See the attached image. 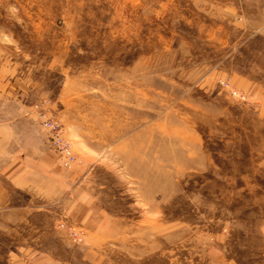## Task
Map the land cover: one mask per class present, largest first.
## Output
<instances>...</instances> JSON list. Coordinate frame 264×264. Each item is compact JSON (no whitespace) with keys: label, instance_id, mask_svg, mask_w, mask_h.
<instances>
[{"label":"rangeland","instance_id":"374dc122","mask_svg":"<svg viewBox=\"0 0 264 264\" xmlns=\"http://www.w3.org/2000/svg\"><path fill=\"white\" fill-rule=\"evenodd\" d=\"M0 122L53 161L0 264H264V0H0Z\"/></svg>","mask_w":264,"mask_h":264},{"label":"crops","instance_id":"0c3cea01","mask_svg":"<svg viewBox=\"0 0 264 264\" xmlns=\"http://www.w3.org/2000/svg\"><path fill=\"white\" fill-rule=\"evenodd\" d=\"M21 124L0 122V215L24 217L16 220V224L0 223V238L7 240L9 246L26 248L29 247L27 243L29 236L24 230L27 224L24 226L22 223H28L26 217L32 215L37 209L5 207L4 205L10 201L8 189L31 193L32 199L38 197V180L40 176L46 180L48 165L51 166L53 161H49L52 151H45L47 146L45 141L40 139L37 127H27ZM40 169H42L41 172ZM63 181L65 185L66 181ZM63 197H65V192ZM12 263L23 264L22 258L17 257ZM53 263L59 264L57 261ZM29 264H33V261Z\"/></svg>","mask_w":264,"mask_h":264},{"label":"built area","instance_id":"2783aa9c","mask_svg":"<svg viewBox=\"0 0 264 264\" xmlns=\"http://www.w3.org/2000/svg\"><path fill=\"white\" fill-rule=\"evenodd\" d=\"M44 128L51 132V139L54 144L58 147V152L60 159L63 161V165H66V158H69L70 154L66 148V143H64L58 133V125L55 122L47 121L43 124Z\"/></svg>","mask_w":264,"mask_h":264}]
</instances>
